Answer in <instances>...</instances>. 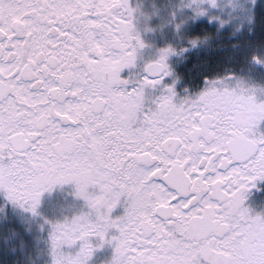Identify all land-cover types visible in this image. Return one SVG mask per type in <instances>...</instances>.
I'll return each instance as SVG.
<instances>
[{
  "label": "snow or ice",
  "instance_id": "1",
  "mask_svg": "<svg viewBox=\"0 0 264 264\" xmlns=\"http://www.w3.org/2000/svg\"><path fill=\"white\" fill-rule=\"evenodd\" d=\"M0 264H264V0H0Z\"/></svg>",
  "mask_w": 264,
  "mask_h": 264
},
{
  "label": "rangeland",
  "instance_id": "2",
  "mask_svg": "<svg viewBox=\"0 0 264 264\" xmlns=\"http://www.w3.org/2000/svg\"><path fill=\"white\" fill-rule=\"evenodd\" d=\"M101 255H103V254H101Z\"/></svg>",
  "mask_w": 264,
  "mask_h": 264
}]
</instances>
